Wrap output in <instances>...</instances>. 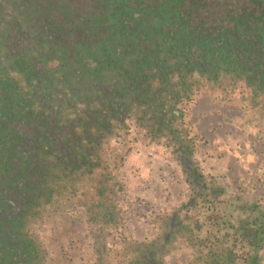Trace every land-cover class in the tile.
<instances>
[{
    "label": "trees",
    "instance_id": "obj_1",
    "mask_svg": "<svg viewBox=\"0 0 264 264\" xmlns=\"http://www.w3.org/2000/svg\"><path fill=\"white\" fill-rule=\"evenodd\" d=\"M246 111L264 124V0H0V264H58L53 215L91 241L64 264H264V181L224 182L219 141ZM160 158L187 195L165 210Z\"/></svg>",
    "mask_w": 264,
    "mask_h": 264
},
{
    "label": "rangeland",
    "instance_id": "obj_2",
    "mask_svg": "<svg viewBox=\"0 0 264 264\" xmlns=\"http://www.w3.org/2000/svg\"><path fill=\"white\" fill-rule=\"evenodd\" d=\"M202 101L204 102L201 110L207 111L206 103H208V101ZM246 112H248L246 117L236 114L233 119H226L224 117L217 120L222 129L220 131L222 137H220L219 141L224 140L232 153L227 158V166L229 167V170L227 171L228 177L224 176V182H231L234 187H238L240 184L233 182L232 179L237 181V177L241 171L245 175L251 176L254 181L256 180V177H261L264 181V166H261L263 172L259 174L260 176L257 175L259 171L258 164L261 163L262 165V161H264V124L261 126L258 119L259 117L255 118L252 116L258 115L257 111ZM212 121H214V119L205 117L202 118L201 124H199V129L203 133V135H201L205 136V139L207 138V144H211V141L214 139V134L210 133V130L215 127V125L209 124ZM155 160V170L158 173V176H155L154 180L158 182L161 179L162 182L165 183V186L160 189V192H158L159 194H157L156 191H154V193L151 192L146 200L147 203L153 205V207L165 210L174 207L177 202L179 203L180 200L184 199L187 195L181 185L176 182H169L170 178L168 170L171 165L161 158ZM223 171L224 170L220 173L225 174L226 172ZM238 182L241 181L238 180ZM261 188H264L263 184ZM180 195H182L183 198H181ZM63 217L61 218L58 215H53L50 217V221H43L41 223L42 225L45 224L44 229L35 231L37 236L43 242V247L50 250V256L48 258H52L55 261L57 259L61 264H64L68 258H73L74 260V256L80 258L87 254V245L91 242L90 239L88 243L82 241V238L84 235H87V233L86 231H81L82 229L74 223V216H71L72 218L70 215H67L66 218L65 216ZM70 220L72 222H70ZM136 225L137 224H135L133 228ZM145 227L148 226L145 225ZM136 229H138V226H136L135 230ZM141 231L138 233L143 235V232ZM178 254L182 255L185 253L178 252Z\"/></svg>",
    "mask_w": 264,
    "mask_h": 264
},
{
    "label": "flooded vegetation",
    "instance_id": "obj_3",
    "mask_svg": "<svg viewBox=\"0 0 264 264\" xmlns=\"http://www.w3.org/2000/svg\"><path fill=\"white\" fill-rule=\"evenodd\" d=\"M9 264H15L14 261L10 262Z\"/></svg>",
    "mask_w": 264,
    "mask_h": 264
}]
</instances>
